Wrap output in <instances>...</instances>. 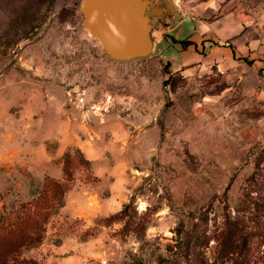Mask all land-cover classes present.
Wrapping results in <instances>:
<instances>
[{
	"label": "rangeland",
	"instance_id": "374dc122",
	"mask_svg": "<svg viewBox=\"0 0 264 264\" xmlns=\"http://www.w3.org/2000/svg\"><path fill=\"white\" fill-rule=\"evenodd\" d=\"M78 4L56 11L54 0H0V86L24 79L61 85L98 153L90 160L80 148L67 150L68 190L81 182L84 199L100 194L90 200L92 211L75 216L62 211L68 190L35 205L50 180L36 168L0 165V215L25 204L39 217L42 239L22 248L18 260L264 264L262 96L194 102V84L170 74L174 45L145 59L112 60L81 27ZM233 12L253 19L264 14V0H226L204 14ZM193 31L188 15L171 35Z\"/></svg>",
	"mask_w": 264,
	"mask_h": 264
},
{
	"label": "crops",
	"instance_id": "0c3cea01",
	"mask_svg": "<svg viewBox=\"0 0 264 264\" xmlns=\"http://www.w3.org/2000/svg\"><path fill=\"white\" fill-rule=\"evenodd\" d=\"M178 1L193 21L194 31L184 38L170 37L179 55L166 61L170 74H179L194 84L192 92L198 99L193 101L213 106L243 102L247 92H256L264 100V14L245 20L234 12L211 18L204 14L206 9H218L226 0ZM77 2L54 0V10ZM184 39L188 42L182 46L179 41ZM8 82L0 86V165L36 168L43 180L45 176L62 177L58 159L71 148H80L87 159L98 157L83 134L82 112L75 104H66L61 85L49 82L41 86L25 79L17 86ZM15 103L19 109L14 112L10 107ZM85 185L78 182L66 192L62 207L66 215L95 208L90 200L100 198L98 191L90 193L88 199L77 193Z\"/></svg>",
	"mask_w": 264,
	"mask_h": 264
},
{
	"label": "water",
	"instance_id": "95a60500",
	"mask_svg": "<svg viewBox=\"0 0 264 264\" xmlns=\"http://www.w3.org/2000/svg\"><path fill=\"white\" fill-rule=\"evenodd\" d=\"M81 27L115 61L160 55L188 16L176 0H79Z\"/></svg>",
	"mask_w": 264,
	"mask_h": 264
},
{
	"label": "trees",
	"instance_id": "16d2710c",
	"mask_svg": "<svg viewBox=\"0 0 264 264\" xmlns=\"http://www.w3.org/2000/svg\"><path fill=\"white\" fill-rule=\"evenodd\" d=\"M182 46H185L188 39L179 41ZM67 154L66 151L63 156L59 159L62 161V177L53 178L50 176L49 181L42 183L41 192H39V200H37L35 205L41 203L45 205L46 197H54L58 194H64L71 184H64L66 180H69V172L67 170ZM66 158V159H65ZM66 160V161H65ZM72 181V179H70ZM69 186V187H68ZM53 189L51 195H48L50 189ZM32 205H21L19 209L11 214L0 215V264H10V261L18 260V253L22 248L26 246L36 244L41 241L42 235L39 228V221L37 217V211L35 206ZM41 214H39L40 216ZM45 217V216H44ZM117 217V215L115 216ZM45 219V218H44ZM21 264H35L29 260L21 259L18 260Z\"/></svg>",
	"mask_w": 264,
	"mask_h": 264
},
{
	"label": "built area",
	"instance_id": "2783aa9c",
	"mask_svg": "<svg viewBox=\"0 0 264 264\" xmlns=\"http://www.w3.org/2000/svg\"><path fill=\"white\" fill-rule=\"evenodd\" d=\"M176 2L180 4V2L178 0H176Z\"/></svg>",
	"mask_w": 264,
	"mask_h": 264
}]
</instances>
